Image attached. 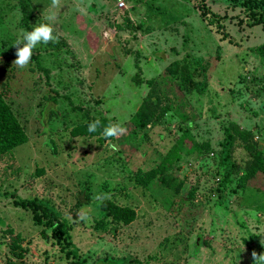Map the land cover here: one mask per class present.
Listing matches in <instances>:
<instances>
[{"label":"rangeland","instance_id":"rangeland-1","mask_svg":"<svg viewBox=\"0 0 264 264\" xmlns=\"http://www.w3.org/2000/svg\"><path fill=\"white\" fill-rule=\"evenodd\" d=\"M202 1L124 0L119 10L115 0H0V92L27 136L0 160V264H70L46 217L38 212L37 223L22 204L33 199L66 222L82 264H255L253 251L264 255V170L246 175L250 158L236 147L222 185L218 162L234 123L264 163V30L238 5ZM45 23L58 42L14 65L15 41ZM154 102L136 133L133 117ZM96 119L102 127L90 133ZM109 123L126 134L107 140ZM150 170L171 182L140 181ZM107 203L132 220L106 216Z\"/></svg>","mask_w":264,"mask_h":264},{"label":"trees","instance_id":"trees-1","mask_svg":"<svg viewBox=\"0 0 264 264\" xmlns=\"http://www.w3.org/2000/svg\"><path fill=\"white\" fill-rule=\"evenodd\" d=\"M201 5H203V1ZM230 3L240 6L247 17L254 24L262 25L264 30V0H226ZM23 20H27L30 12L28 6L23 3ZM202 17L207 18V12H205V7L202 6L200 10ZM213 24V21H210ZM30 31V28H27ZM257 52L264 56V47H258ZM200 84H204V78L200 81ZM151 105H142L137 114L132 119V124L136 133H140L146 126L152 121L154 111H157L158 104L156 102L151 103ZM96 132H99L96 131ZM223 140L221 143V150L218 156V162L223 165V179L221 181L222 185L229 182L231 175L234 173L235 164L232 161L233 151L236 147L244 149L250 160L245 165V170L248 176H253L257 172H263L264 163L259 158V156L254 152V145L251 143L252 133L249 130H241L236 124L229 123L227 127L223 130ZM27 141V136L17 120L15 114L11 110L10 106L6 102V99L2 92H0V160L4 157H10L12 151L24 144ZM165 172V171H164ZM161 170H150L141 178L140 181L148 183L151 180H158L162 183L171 182V177L166 176V174ZM167 185V184H166ZM26 207H31L34 212L35 220L40 223L38 212H41L42 217H46L45 224H47V229L52 231V238L58 240L62 248L66 249V255L70 257V264H82L79 260L76 248L72 245L69 235L66 232V222L63 220H58L59 215L51 207L48 206L46 202L39 200H30L22 203ZM101 211L105 212L106 216H111L116 221H121L124 224L130 222L133 218V214L128 209H122L110 203L102 204Z\"/></svg>","mask_w":264,"mask_h":264},{"label":"clouds","instance_id":"clouds-1","mask_svg":"<svg viewBox=\"0 0 264 264\" xmlns=\"http://www.w3.org/2000/svg\"><path fill=\"white\" fill-rule=\"evenodd\" d=\"M61 6V0H51V7L57 8ZM49 21H54L55 16H49ZM56 43L58 42V36L54 35V28L50 23L39 24L34 26L31 31H26L23 34L22 39H17L15 41L14 47H16V56L17 59L14 61V65L19 68H26L32 60L33 57V49L37 47L38 44H48V43ZM23 45V47H20ZM102 127L101 121L96 119L88 125V131L90 133L96 132L98 129ZM127 129L120 123H109L107 126L103 127L102 135L107 140L112 138H119L120 136L126 134ZM113 149L116 148L115 145H109ZM95 199L97 201H103V196H96ZM77 217L79 219H88V215L84 209H81L80 212L77 213ZM52 231L49 230L48 235L52 236ZM253 260L255 264H261L264 262V255H258L255 251L252 253Z\"/></svg>","mask_w":264,"mask_h":264},{"label":"built area","instance_id":"built-area-1","mask_svg":"<svg viewBox=\"0 0 264 264\" xmlns=\"http://www.w3.org/2000/svg\"><path fill=\"white\" fill-rule=\"evenodd\" d=\"M115 1H116L115 5H116L117 9H119V10L126 9V5H125L124 0H115ZM108 32H110V31H108ZM108 32H104V37L109 36Z\"/></svg>","mask_w":264,"mask_h":264}]
</instances>
